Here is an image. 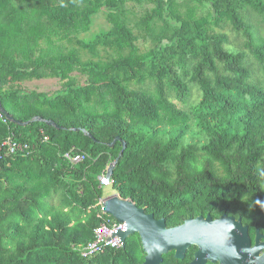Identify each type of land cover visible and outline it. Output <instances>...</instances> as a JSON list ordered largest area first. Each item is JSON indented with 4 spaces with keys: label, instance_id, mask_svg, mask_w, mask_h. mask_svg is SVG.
<instances>
[{
    "label": "trees",
    "instance_id": "1",
    "mask_svg": "<svg viewBox=\"0 0 264 264\" xmlns=\"http://www.w3.org/2000/svg\"><path fill=\"white\" fill-rule=\"evenodd\" d=\"M100 13L106 26L80 37ZM45 77L60 88L21 86ZM0 104L59 127L0 118V144L32 147L0 158V264H143L138 234L78 250L114 221L98 176L124 144L112 188L167 227L234 207L264 215V0H0ZM71 150L89 158L71 163ZM161 264L186 262L170 252Z\"/></svg>",
    "mask_w": 264,
    "mask_h": 264
},
{
    "label": "water",
    "instance_id": "2",
    "mask_svg": "<svg viewBox=\"0 0 264 264\" xmlns=\"http://www.w3.org/2000/svg\"><path fill=\"white\" fill-rule=\"evenodd\" d=\"M0 111L11 122L17 125L25 126L30 122H44L47 125L59 128L52 120L44 119L40 116L33 117L30 121L21 122L15 120L0 104ZM75 131L87 132L81 128ZM119 140L116 137L109 146L112 147ZM125 149V144L119 152V155L107 167L106 176L110 178L113 170ZM102 209L105 214L113 217L116 221L123 223L125 230H120L116 235L119 238L121 247L126 245V239L133 234L140 237L142 250L145 254L143 264H161L163 256L169 252H174L176 259H184L187 249L198 244L199 252L196 254V260L190 264H201L205 261L208 252V242L217 233L219 229L225 228L229 223L237 226L232 218L221 217L217 221H212L208 216L197 218H188L183 224L167 227L165 218L156 219L153 214L145 213L142 208L136 206L132 199H123L116 192L102 199Z\"/></svg>",
    "mask_w": 264,
    "mask_h": 264
},
{
    "label": "flooded vegetation",
    "instance_id": "3",
    "mask_svg": "<svg viewBox=\"0 0 264 264\" xmlns=\"http://www.w3.org/2000/svg\"><path fill=\"white\" fill-rule=\"evenodd\" d=\"M234 208H239V213H223L217 217H213L211 214H198L188 217L202 216L206 218L209 216L212 221H217L226 216L232 218L237 225L228 223L225 228L217 231L213 236L214 238L208 242V252L206 253L208 258H205L201 264H264V215L248 216L244 212V207ZM188 218L182 219L175 226L183 224ZM199 250V245L193 244L187 249L184 259L179 260L190 264L196 260V254ZM197 262L198 260L196 264Z\"/></svg>",
    "mask_w": 264,
    "mask_h": 264
},
{
    "label": "built area",
    "instance_id": "4",
    "mask_svg": "<svg viewBox=\"0 0 264 264\" xmlns=\"http://www.w3.org/2000/svg\"><path fill=\"white\" fill-rule=\"evenodd\" d=\"M0 118H2L3 122L8 120L1 111ZM44 138V140H47V137ZM30 152H32L30 144L16 140L12 136H9L0 144V158L14 154L27 155ZM64 157L71 163L77 164L88 159L89 155L71 150L70 152L65 153ZM106 171L107 169L98 176V180L102 187L112 186L114 183L112 177L108 178L106 176ZM99 205L102 209V199L99 201ZM120 230H125V226L123 223H120L115 219L110 223H101L99 226L93 228L92 240L87 242L84 246H80L78 250L81 251L83 257H93L103 252L106 248H121L119 238L116 236Z\"/></svg>",
    "mask_w": 264,
    "mask_h": 264
},
{
    "label": "rangeland",
    "instance_id": "5",
    "mask_svg": "<svg viewBox=\"0 0 264 264\" xmlns=\"http://www.w3.org/2000/svg\"><path fill=\"white\" fill-rule=\"evenodd\" d=\"M182 0H178V2H181ZM134 8L137 11H141L144 9V6H140L138 2L132 3ZM256 23V21H254ZM106 26V19H105V13H100L98 15L92 25L89 27V30L84 32L82 29H76V33L79 32L80 37H88L94 33H97L101 28ZM73 34H75L74 31H72ZM225 32L227 33L228 37L232 41L233 45L235 47H241V39L237 38L234 33H232L228 28H226ZM64 35H62L61 39V44L65 47L66 50H68L70 42L67 39V35H70L68 31L63 32ZM73 45V43H72ZM74 46L78 47L77 45L74 44ZM140 46L143 49V44L140 42ZM71 79L78 84H83L84 81L86 80L85 75L80 73L78 70H74L72 73H70ZM68 80V79H67ZM21 86L28 91H35V92H43L50 94L60 88V81L58 78H50V77H45L43 79H24L21 82ZM178 107H181L182 104L178 101H175ZM116 193V191L112 188V186H106L104 187V195L105 196H110L112 194Z\"/></svg>",
    "mask_w": 264,
    "mask_h": 264
}]
</instances>
